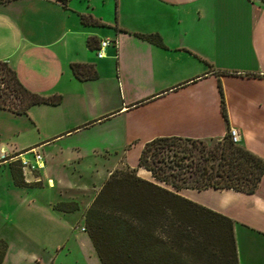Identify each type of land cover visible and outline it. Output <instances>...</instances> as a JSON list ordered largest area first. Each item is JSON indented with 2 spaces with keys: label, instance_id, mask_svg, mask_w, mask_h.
I'll list each match as a JSON object with an SVG mask.
<instances>
[{
  "label": "crops",
  "instance_id": "0c3cea01",
  "mask_svg": "<svg viewBox=\"0 0 264 264\" xmlns=\"http://www.w3.org/2000/svg\"><path fill=\"white\" fill-rule=\"evenodd\" d=\"M79 13L103 24H83ZM137 33H157L163 45ZM87 36L95 37L94 47L86 44ZM105 37H115L116 43L105 45L97 56L98 41ZM0 59L28 89L61 95L56 104L28 107L33 124L25 126H36L39 136L34 140L16 142L24 128L0 122L1 201L10 190L69 192L49 199L39 211L49 234L58 224L69 229L71 212L79 210L81 230L89 239L83 212L120 163L153 180L149 170L137 164L142 144L152 137L217 138L232 126L239 134L237 142L264 159V2L66 0L62 6L58 0H0ZM70 62L91 63L96 76L78 79ZM7 113L13 114L0 108V117ZM132 143L134 158L127 156L129 147L124 155L117 154L120 146ZM51 144L49 150H38ZM31 148L40 153L43 165L34 173L23 168L26 183L17 185L9 163ZM99 155L113 159L100 181H71L73 173L96 170ZM172 189L231 218L238 264H264V172L252 192L211 186ZM69 201L77 208L55 206ZM20 202L16 207L7 204L9 210L2 212L6 222L20 214ZM91 247L98 261L92 264H101ZM7 259L5 250L0 264Z\"/></svg>",
  "mask_w": 264,
  "mask_h": 264
},
{
  "label": "trees",
  "instance_id": "16d2710c",
  "mask_svg": "<svg viewBox=\"0 0 264 264\" xmlns=\"http://www.w3.org/2000/svg\"><path fill=\"white\" fill-rule=\"evenodd\" d=\"M58 1L66 5V0ZM78 16L83 24H103L88 13ZM137 35L163 45L157 33ZM86 44L94 47L95 37L87 36ZM70 69L78 79L96 76L91 63L70 62ZM60 96L28 89L0 59V108L23 114L35 103L56 104ZM220 107L225 114L222 96ZM137 164L148 169L153 180L127 165L114 168L83 212V228L101 264H238L231 218L172 188L252 192L264 172L262 157L231 141L227 132L217 138L161 135L142 144ZM9 170L15 184L26 183L18 161H11ZM55 206L77 208L74 201ZM5 248L0 238V261Z\"/></svg>",
  "mask_w": 264,
  "mask_h": 264
},
{
  "label": "rangeland",
  "instance_id": "374dc122",
  "mask_svg": "<svg viewBox=\"0 0 264 264\" xmlns=\"http://www.w3.org/2000/svg\"><path fill=\"white\" fill-rule=\"evenodd\" d=\"M0 118L3 119L0 120V122H11L12 125L20 124L22 128H24L22 133L20 132V134L15 136L16 142L20 143L34 140L39 136L36 133V126L32 129L28 126L26 128L25 126V122L33 124V120L29 116L28 111L23 114L9 113ZM225 132H227V130ZM51 146L52 144L42 148L40 147L38 150H49ZM122 146H120L117 154L122 153L124 155V149L129 147L130 150L128 151L127 156L134 158L136 145L132 143L130 145L124 144ZM34 151L36 150L34 149ZM22 158L26 160V164L34 162L31 152L25 153ZM97 158L96 170L92 169L91 171L85 168L83 174L80 176L73 173L70 177L71 181L77 185H82L83 183L87 185L91 182L97 183L100 181L101 173H104L105 171V165L113 161V159L105 158L102 155H99ZM17 161L19 165L22 162L20 158L17 159ZM85 161L90 162L91 160L87 159ZM125 166L126 165L122 162L117 168ZM24 170L25 173H34L35 169L30 170L29 167L25 166ZM22 175L24 176V174ZM160 183L169 186L162 181H160ZM64 193L69 192L64 191ZM64 193L46 191L44 188L37 187L35 191L27 190L20 194L10 190L6 192V194L4 193L6 200L3 201H1L0 195V202L5 205L0 206V238L3 239L6 244L5 250L8 254L7 264H92L98 262L93 254L89 239L81 230L79 210L71 212L73 218L71 221L69 219V229L67 228L66 230V226L63 228L62 224H58V226H56L57 229L56 231H53V234L44 232L46 224L44 223V220H40L39 211L42 212L46 201L58 197L59 195H65ZM18 200H22L20 203L23 204L19 207L20 214H18V216H12L11 220L6 222L7 219L3 217V211L5 209L9 210V208H6L7 204H15L14 207H16ZM78 201L80 206L84 204V199ZM40 229L41 231H39ZM34 258H36L39 263H36Z\"/></svg>",
  "mask_w": 264,
  "mask_h": 264
},
{
  "label": "built area",
  "instance_id": "2783aa9c",
  "mask_svg": "<svg viewBox=\"0 0 264 264\" xmlns=\"http://www.w3.org/2000/svg\"><path fill=\"white\" fill-rule=\"evenodd\" d=\"M115 44L116 43V38L115 37H105V38H102L98 41V46H97V49H96V55L97 56H101L103 54V48L105 45L107 44ZM227 133H228V136L230 138L231 141L233 142H237L239 140V134H238V131L235 127H232V126H229L227 128ZM30 152H32V156H33V163H29V164H26V160H24V158H20L21 159V164H20V168L23 170V168L25 166L29 167L30 170L34 169V168H39L43 165V162L41 160V155L39 152L37 151H34L33 148H31Z\"/></svg>",
  "mask_w": 264,
  "mask_h": 264
},
{
  "label": "water",
  "instance_id": "95a60500",
  "mask_svg": "<svg viewBox=\"0 0 264 264\" xmlns=\"http://www.w3.org/2000/svg\"><path fill=\"white\" fill-rule=\"evenodd\" d=\"M254 1H256V2H263V0H254Z\"/></svg>",
  "mask_w": 264,
  "mask_h": 264
}]
</instances>
